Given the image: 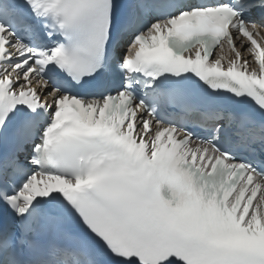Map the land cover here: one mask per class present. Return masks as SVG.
<instances>
[{
  "label": "snow or ice",
  "instance_id": "1",
  "mask_svg": "<svg viewBox=\"0 0 264 264\" xmlns=\"http://www.w3.org/2000/svg\"><path fill=\"white\" fill-rule=\"evenodd\" d=\"M0 264H264V0H0Z\"/></svg>",
  "mask_w": 264,
  "mask_h": 264
},
{
  "label": "bare ground",
  "instance_id": "2",
  "mask_svg": "<svg viewBox=\"0 0 264 264\" xmlns=\"http://www.w3.org/2000/svg\"><path fill=\"white\" fill-rule=\"evenodd\" d=\"M239 43V42H238Z\"/></svg>",
  "mask_w": 264,
  "mask_h": 264
}]
</instances>
